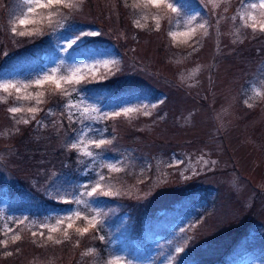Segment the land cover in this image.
I'll return each mask as SVG.
<instances>
[{
    "label": "rangeland",
    "instance_id": "obj_1",
    "mask_svg": "<svg viewBox=\"0 0 264 264\" xmlns=\"http://www.w3.org/2000/svg\"><path fill=\"white\" fill-rule=\"evenodd\" d=\"M225 256L264 264V0H0V264Z\"/></svg>",
    "mask_w": 264,
    "mask_h": 264
},
{
    "label": "snow or ice",
    "instance_id": "obj_2",
    "mask_svg": "<svg viewBox=\"0 0 264 264\" xmlns=\"http://www.w3.org/2000/svg\"><path fill=\"white\" fill-rule=\"evenodd\" d=\"M161 2H162V0H147V3L152 4V5H155L156 7H160ZM36 3H37V6L38 7H41V8H50L53 5L63 3V0H45V2H43V3H41L40 0H36ZM167 7L170 8L172 11H176L175 7L172 4H168ZM29 11H32V9H29ZM20 23L21 24H24V23H26V21L25 20H21ZM13 31H15V29H13ZM19 34L22 35V36L25 35V33H23V32H21ZM89 35H96V33H76L74 37H71L70 38L71 39V43L68 45V47L69 48H72L73 45L79 44L80 42H82V40L86 36H89ZM173 35H175V34L173 33ZM52 71L55 72L56 70L53 69ZM61 79L66 80L68 83H72L74 77H62ZM49 80L54 81L56 83V86L58 88L60 87V82L58 80H56L54 76H45L42 80H39V79L36 80L35 83L37 85H40V84H43L44 82L49 81ZM25 87H27V86H25ZM9 88H15L17 92L20 91V88H17V86L15 84H10L9 83V84H4L3 85V89H4L5 92H7ZM9 111L12 112V113H16V112L21 111V109L14 107V108L9 109ZM28 111L34 113L36 111V109L35 108H28ZM117 115H118V113H117ZM90 143L92 145H94L96 148H100L101 146H103V145H105L107 143H110V141H108L106 139H97V140L90 141ZM72 147L75 148L76 145L73 144ZM86 155L89 156V157H91L92 156V152L91 151H88V152H86ZM100 179H104V177L101 176ZM99 188H100V185L97 184L95 187L92 188L91 192H88L87 193V195L93 196V195L97 194ZM81 195H83V194H81ZM104 195H111V193L110 192H105ZM65 203H69V202L68 201H65ZM77 203H81V201H77ZM75 215L77 217H79L80 216V213L79 212H76ZM83 219L84 220H88V217H83ZM67 227L69 229H71L73 227V225L69 223L67 225ZM91 227H95V225L92 224ZM53 231H56V229L54 228ZM77 231L78 232H81L83 234H86V233L89 232V228L85 227L83 229H77ZM100 239L103 240L104 237L101 236ZM113 264H115V262H113Z\"/></svg>",
    "mask_w": 264,
    "mask_h": 264
},
{
    "label": "trees",
    "instance_id": "obj_3",
    "mask_svg": "<svg viewBox=\"0 0 264 264\" xmlns=\"http://www.w3.org/2000/svg\"><path fill=\"white\" fill-rule=\"evenodd\" d=\"M38 42H37V44H43V46H45V45H47L46 44V42H45V40L44 39H42V40H37ZM33 55V54H32ZM97 86V85H96ZM74 157H76V153H75V151H73V155H71V157H69V159L71 160V161H74ZM63 164V163H62ZM70 167H71V165L69 166V169H70ZM61 169L63 170V171H68L67 170V168L63 165V167H62V165H61ZM9 195H10V203L12 204V203H14L15 201H16V199L19 197V195H22V194H28L29 196H30V198L32 199V201H33V199H34V196L36 197V199L38 200V202H39V204H37L36 206H38V207H41V208H44V207H47L49 204H51V203H53V202H51V200H49L48 198H42L41 196H39L38 194H36L34 191H32V190H29L28 191V193H26V191L24 190V191H20V188L19 187H17V186H13V185H11L10 187H9ZM33 196V197H32ZM29 205H31L30 204V202H29ZM98 244H100L99 242H98ZM102 245V244H101ZM100 248L102 249V247L100 246ZM230 261H229V259H228V257L227 256H225V257H223V258H221V259H218L217 260V262L215 263V264H228ZM76 264H77V262H76Z\"/></svg>",
    "mask_w": 264,
    "mask_h": 264
}]
</instances>
